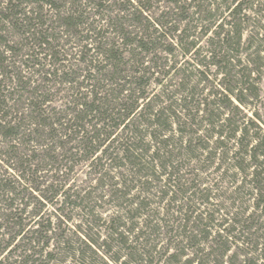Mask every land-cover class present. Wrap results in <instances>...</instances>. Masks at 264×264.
Instances as JSON below:
<instances>
[{
	"label": "trees",
	"instance_id": "1",
	"mask_svg": "<svg viewBox=\"0 0 264 264\" xmlns=\"http://www.w3.org/2000/svg\"><path fill=\"white\" fill-rule=\"evenodd\" d=\"M30 1L37 4L45 1L50 7H55L56 19H46L39 11L36 13L34 9L21 8L25 0L0 2V23L3 24V27L0 26V71L6 72L7 69L4 65L7 56L4 53L16 55L19 52L17 47L21 46L29 52L27 58L31 60V64L29 65L27 59V67L42 75L44 81L55 79L58 83H69L73 91L71 99L67 100L69 106H66L63 114L49 116L44 108L46 98L51 92L48 86L39 84L29 89L30 79L23 80L19 73L8 70L12 74L10 77L18 83L19 97L27 100L30 112L26 117L12 118L6 99L0 94V137L21 140L24 132H28L27 141L36 138L45 147L46 154L37 155L42 158L44 166L49 165V170L55 167V170L62 171L61 167L54 165L60 162L58 156L49 154L48 149L50 143H56L64 137L66 140L68 137L76 140V154H70V158H75L77 153L83 151L88 153V159H92L101 152L104 154L96 156L92 162L96 159L102 162L105 159L110 165L126 166L127 173L120 172L117 180L108 176L109 180L105 182L110 193L109 198L116 199L125 208V213L113 215L102 223V218L98 216V227L103 226L104 235L98 234V240L87 234H77L76 239H73L62 233L56 236L54 250L46 251L55 230L53 222L50 218L41 221L40 217L31 225L32 220L27 221L28 218L32 215L39 217L45 207L43 201L46 200L55 205L57 210L79 207L91 215L94 209L89 205L91 193L80 195L74 191L71 194L70 188L60 193L61 188H55L53 184H46L43 180L39 181L42 175L38 173L41 170L34 164L33 157H21L20 154L12 152L8 154V158L19 161L21 171L14 180L0 174V251L11 248L18 253L21 250L18 258L10 264H50L61 252L63 259L58 264L65 263L67 255L77 264H96L97 258L98 264L99 261L104 264H177L186 251L192 252L193 257L183 264H208L217 249L220 250L217 252L218 264H222L223 257L231 249L229 238L236 237L242 243L255 244V251L260 250V257L263 259L264 121L258 113L255 115L260 120L249 117L247 111L261 93L259 79L264 66V35L261 38L251 36L246 47L243 46L242 25L250 20L243 3L239 0L231 1L230 5H234V8L227 7L230 10L228 21L223 23L222 20L215 36L209 40L207 51L210 53V61L224 77L221 90L212 91V100H208L209 97H196V87L186 89L192 77L188 75L186 82L182 81L183 90L178 92L180 97L171 101V105L162 106L160 99L152 105L153 98L146 93L147 80H150V77L147 78V69L150 67L144 66V57L141 55L155 51L158 41L167 32L159 33L155 25L159 27L161 24L164 27L165 24L158 21L154 25L148 20L149 16L144 15L146 7L143 0H127L130 7L125 8L124 11L127 12L122 17L108 18V26L121 39V43L107 39L106 30L98 32V26H94L95 21H89L86 6L94 8V13L98 16L105 9L107 0H85V3L82 0H70L63 14V10H59L54 0ZM182 1L188 5L187 0ZM189 1V5L197 2ZM217 1L209 0L212 5ZM255 1L251 0L249 9L263 17L264 2L257 1V9L254 8ZM172 2L178 5L180 1ZM39 7L41 9V5ZM195 7L193 14L198 17L192 19L193 15L185 18V6H177L184 10L180 14V20L188 21L189 25L191 22L195 23V30L199 23L207 22L205 31L208 32V27L216 22L218 12L214 9L205 12L200 4ZM127 17L140 26L137 31H128L123 27ZM150 28L152 31H149ZM5 29L6 32L12 30L25 42L8 43V37L2 33ZM156 33L158 35H154ZM61 34L73 38L70 39L73 44L71 49H76L75 54L79 55L77 60L88 70V74L82 75V81H85L88 89L86 92L79 88L81 83L76 80L77 71L65 64L69 53L61 46ZM189 36L193 34L179 36L181 43L185 41L188 51L196 45L195 41L188 42ZM2 46L5 48L3 51ZM127 48H130L129 59L124 57V50ZM39 54L44 56L40 58ZM98 56L102 61L98 60ZM243 58L247 64H243ZM130 60L133 63L132 70L129 66L127 71L125 67ZM201 62L204 63L205 59ZM37 65L39 68H35ZM47 65L59 67L45 70ZM204 73L198 71V83L203 80ZM155 81L162 84V80ZM13 95L14 91L10 97ZM172 98L173 95L171 100ZM177 106L179 114L176 112ZM138 120L151 127L147 133L156 147L152 154H144L149 147L144 148L142 140L146 131L136 125ZM170 120L177 127L180 146L174 141V136H166V131H171ZM33 134L34 137L30 138ZM203 136H207L206 141ZM213 138L215 146L209 147L208 140ZM106 141L116 143L117 150L122 154H107L110 147L103 145ZM173 141L180 150L179 154H159V151L172 145ZM14 147L15 145L11 146ZM198 151H208V154H195ZM192 163L194 166L191 168ZM211 168L219 172L222 181L232 183L233 190L227 194L226 191L219 190L221 184L216 183V187H202L206 182L199 172ZM31 179L40 184L32 189L42 193L40 198L43 201L39 200L42 208L28 216V202L20 207L17 200L24 201L29 189L25 181ZM156 181L159 182L158 185L155 184ZM158 186L160 189L153 196L158 198V203L168 200L167 208L170 213L167 217H160V212L150 207L151 199L147 195H152L153 189ZM213 188L219 190L214 196L222 200L217 204V209L210 208L211 205L214 206L210 202ZM30 193L32 195L33 192ZM45 193L50 194L47 196ZM59 193L64 195L60 201L57 199ZM33 197L37 198L34 195ZM251 198L253 206L248 212ZM227 202L229 205H224ZM201 204L204 210H201ZM223 208L227 212L218 221L216 211ZM176 213L179 215L175 216ZM91 221L87 220L86 224L90 229L93 227ZM34 225L37 228L32 230ZM216 226L223 233L214 231L218 229L214 228ZM102 237L104 238L100 241ZM165 237L166 244H162ZM103 248L106 254H115L111 263L100 257V249ZM19 257L23 259L19 260ZM257 261V258L246 256L243 264H258ZM260 264H264V260Z\"/></svg>",
	"mask_w": 264,
	"mask_h": 264
},
{
	"label": "rangeland",
	"instance_id": "2",
	"mask_svg": "<svg viewBox=\"0 0 264 264\" xmlns=\"http://www.w3.org/2000/svg\"><path fill=\"white\" fill-rule=\"evenodd\" d=\"M26 2L22 4L21 8L26 7L28 9H34V12H41L42 16L44 18L48 19H56L54 15L56 14V9L55 7H50L49 4H46L45 1H42L41 3L37 4L34 1L30 0H25ZM56 2V6H59V10L61 11L62 14L64 13V9L69 6L70 0H54ZM179 4L175 5L172 0H143V4L146 7L144 15H148L150 22L152 24H156L158 21L162 22L165 24V26H161V24L155 27L158 28L159 33H163L164 31L167 32L165 37L161 40L158 41L155 51H152L149 54H143L141 57H144V66L145 67H150V69H147V78L150 77V80L148 81V85L145 88L146 93L150 98H153L152 105L156 104L159 99L162 100V106H168L171 101H176L180 95L178 94L179 90H183V82H186V78L188 75L192 76L191 79H189V85L186 86V89H195L196 97L200 98H206L209 97L208 100H212V91L215 89L221 90L223 86L222 82L224 81V77L217 72V67L210 61V53L207 51L210 46L209 40L215 36L216 31L218 30L219 24L222 22L223 23L228 21L229 19V14L230 10H228L227 7H231V9L234 8V5H230L232 0H218L217 2H214L212 5L209 0H197L195 4L192 5V3L189 5L190 1L187 0L183 2L182 0H179ZM257 1L260 3H263L264 0H256L254 3V8L257 7L259 9V5L257 4ZM0 2H5V0H0ZM83 3H85V0H82ZM239 2L243 3V8L247 9V14L250 16V20L246 22L245 24L243 23V38H242V43L243 46L246 47V43L248 39L251 36H256V38H261L262 35H264V13L263 17L258 16V13L255 11L250 10L251 0H239ZM106 7L101 13H98V16L95 15V10L94 8L92 9L91 7L86 6V10L88 11V15L90 17L89 21H92L94 23V26H98V32L105 31L106 38L109 40H115L117 43H121V39L114 33V31L108 26V18H114V17H122L125 8H129V4L127 0H107L106 1ZM198 4H200V8L202 10H210L214 9L216 10L217 13V18L216 22L212 24V26L209 28L208 27V32L205 31V28H207L208 23H202L196 27V30L194 29L195 23L191 22L189 25L188 21H181L180 20V14L182 11H186L185 18H191L192 19L197 18L198 15H194L193 13L196 11V7ZM41 5V9L39 7ZM177 6H185L184 10H180V8H177ZM264 8V7H263ZM79 10V9H78ZM126 14V13H125ZM179 14V15H178ZM202 17V16H200ZM127 17L124 22H123V27L128 30V31H137L139 29V25L133 23V21H130ZM263 18V20H262ZM98 21V23H97ZM144 24L146 23L143 20ZM166 22H169L166 24ZM3 24L0 23V26ZM218 27V28H217ZM174 28H179L178 30H172ZM187 29V31H186ZM143 30V28H142ZM182 30H185L182 32ZM149 31H152L150 28ZM182 32V33H181ZM6 37H8V43L14 42H19L23 43L22 40L20 39L19 35L17 36L12 30H3L2 32ZM86 32H84L85 34ZM189 34H193V36H189L187 39L188 42L195 41L196 45L192 47L189 51L186 50L187 46L185 44V41L183 43L180 42L181 38L179 37L180 35L186 36ZM62 35V39H60L61 46L63 49L68 51L69 55L67 56V60L65 61V64L69 67H72L73 70L77 71L76 73V80L77 82L81 83L79 85V88L81 91L88 90L86 88L85 81L83 82V77L82 75L88 74V70L85 67V65L81 62H79L77 59L79 55H76V49H71L73 44L71 43L73 38L71 36L67 35ZM154 35H158L157 33ZM71 39V40H70ZM186 40V42H187ZM256 44V43H255ZM24 45V44H23ZM263 46H264V41H263ZM19 52L15 54H7L5 52V56H7L4 62V65L7 67L6 72L0 71V94H3V98L6 99V103L8 105V111L11 112V117L12 118H18L21 116H28L30 109L27 107V100L19 97L18 91V83L14 81L10 76L12 75L11 73H8L9 71H12L14 73H19L20 76H23V80L30 79L31 83L30 86L28 87L29 89H32L34 86L37 85H47L48 88L50 89V94L46 98V103L44 105L45 113L46 115L51 116L52 114H57L59 116L60 114H63V110L66 109V106L69 101L68 99H71V93L72 89L70 87L69 83H58L57 81H44L42 75L38 74V72H34L32 68L27 67V61H29V65L31 64V60L28 59V49L21 48V46L17 47ZM4 46L1 47V50L3 51ZM71 49V50H70ZM130 49V48H129ZM129 49L124 50V57L126 59H129L130 54H129ZM73 52V54L71 53ZM67 55V54H66ZM264 56V53L262 54ZM44 54L40 55L39 57L42 58ZM206 56V57H205ZM28 59V60H27ZM205 62L202 63V61ZM27 60V61H26ZM98 60L102 61L101 57L98 56ZM244 62L243 64H247L246 60L243 58ZM132 70L133 63L130 60L128 65L125 67L126 70ZM135 66V65H134ZM59 66L53 65V67L48 66L45 67V70L51 69L53 70L54 68L56 69ZM35 68H39L38 65ZM130 70V73L133 74V71ZM198 71H203L204 77L203 80H200L201 83L199 82V74ZM261 77L259 79V88H260V97L257 100H254L252 104H250V108L248 109V116L255 119V120H263L264 121V66L261 71ZM135 75V74H133ZM54 78V77H52ZM206 78V79H205ZM156 79L162 80V84L158 83L155 81ZM221 82L219 83V81ZM46 82V83H45ZM168 88V89H167ZM165 89V90H164ZM167 89V90H166ZM203 89V90H202ZM14 91L13 97H10L11 92ZM45 91V90H44ZM27 92V91H25ZM176 94V96H175ZM6 95V97H4ZM173 95V98L171 100V97ZM164 96V97H163ZM166 100H165V99ZM171 105V104H170ZM177 108V113L178 112V106ZM7 109V108H6ZM175 110V109H172ZM258 113L260 116V119H258L255 115ZM201 114V113H200ZM10 119V117L8 118ZM28 122V121H26ZM171 123V120H170ZM136 125L139 126V128L144 129L146 131L145 135L143 136V145L144 148H148V151L145 152V149L143 150L144 154H152L153 151L156 149L154 147L153 142L151 140V137L148 135L147 132H149V127L147 123L143 121H136ZM32 128L34 126L32 125ZM171 131L167 130L166 131V136H174V141L177 143L178 146H180V142L177 140L179 133L176 130L177 127L174 125V123H171ZM120 131V130H119ZM118 131V133H119ZM177 132V133H176ZM28 132H24V138L21 140H11V139H4L0 137V174L12 178L13 180L15 179L14 177L17 175L18 172L21 171V168H19L20 162L14 159H9L8 154H12V152H15V154H20L22 157H33V162L34 164L39 166V169L41 170L38 175H42L39 178V181L43 180L45 181L46 184L50 183L55 186V188H61L62 191L60 193H63L65 190H68L69 188L71 189L70 193L72 194L74 191H77V193H80V195H84L85 193H91L90 198H89V205L94 207L92 214H87L86 210L84 211L83 209L79 207H74V208H66L63 211L57 210V207L55 205H52V203L43 201L40 196L42 193L39 191H35L36 186H39L38 182H33L32 179L29 181H25L27 185L29 186L28 191L26 192V197L24 201L22 200H17V203L19 204L20 207H23V204L25 202H28L27 207V212L26 215H31L33 211H37L41 206L39 204V200H42L45 203V207H41L42 211L40 212V216L35 217V216H30L27 221L32 220L30 223L33 225L35 221H38V219L41 217V221L50 218V220L53 222V227H54V233L49 232L51 236H53L50 240L49 245L46 247V251L50 252L54 250V247L56 245V236L59 234L64 233L65 236L72 237L73 239H76L77 234L84 236L87 234V236L91 238H97L98 240V234H103V226L98 227V216L102 218V222H104L105 219H109L113 215H122L125 213V208L121 207V205L117 202L116 199L111 200L109 198V192L107 191V184L105 182L109 180L108 176L113 177L115 180H117L120 172L127 173L126 166L125 167H117L115 165H110L109 161L106 162L105 159H103V163L106 165L103 166L101 161H98L96 159L95 161L92 162V160L96 156H101V152H98L95 154V156L92 159L87 158V152L80 151L77 153L78 155L75 158H70V154H76V140H72V137H68L67 140L64 138L58 139L56 143H50V148L48 149L49 154H55L58 156V159L60 160L59 163H56L54 165L59 166L62 168V171L55 170V167L52 168V170H49V165L47 164L44 166V163L42 161V158H40L37 154H46V149L45 147L41 146V144L35 140L31 139L27 141V136ZM32 134V133H31ZM122 135V133H120ZM124 135V134H123ZM122 135V136H123ZM23 136V134H22ZM121 136V137H122ZM34 134L30 136V138H33ZM125 137V136H123ZM165 137V135H164ZM204 141L207 140V136H203ZM72 140V142H71ZM120 140V139H119ZM213 139L208 140L209 147H214L215 144ZM133 141V139H131ZM173 141L172 145H169L168 147H165L163 150L159 151V154H179V148L178 146L175 145V142ZM59 144V145H58ZM205 144V143H204ZM15 145L14 148H11V146ZM64 145V146H63ZM104 146H108L109 151L107 154H122L120 150H117V145L116 143L114 144L113 142L106 141L103 143ZM59 146H62L59 148ZM151 146V147H150ZM104 148V147H103ZM13 150V151H12ZM15 150V151H14ZM195 154H208V151H198ZM220 154V153H217ZM25 155V156H24ZM65 156V159H64ZM216 165V164H215ZM44 166V167H43ZM64 166V168L62 167ZM194 166V163H192L191 168ZM197 170V169H195ZM197 172V171H196ZM200 177L203 178L206 182L205 185L202 187H216L214 184H221L219 185V190L226 191L227 194L231 190H233L234 186L232 183L229 181L227 182L222 181L219 172H216L215 169L211 168L208 169L207 171H201ZM108 174V175H106ZM145 179V178H144ZM30 182V184H29ZM104 182V185L102 184ZM158 181H156L155 184L158 185ZM21 185V184H20ZM24 185V183H22ZM154 186V185H153ZM43 188V185L40 186ZM21 188V187H20ZM22 189V188H21ZM160 189L159 186L157 188L153 189L152 195H147L151 199V208H155L157 211L160 213V217H167L168 214L170 213L168 211V203L167 199L163 200L162 202L158 203V198L156 196V191ZM135 190V189H134ZM217 189H212L213 191V198L210 199L211 203H214V206H210L211 209H217V204L221 203V199H218L217 196H214L215 194L218 193ZM107 191V192H106ZM30 192H33L32 195ZM57 196V199L59 201L63 199L64 195L60 194ZM47 196H49L50 193H45ZM153 194L155 196H153ZM34 196H37V198H34ZM102 195V197H101ZM197 203V202H195ZM60 205V204H59ZM198 205V203H197ZM224 205H229V203H224ZM253 204H252V198L249 202V208L248 212L251 211ZM150 208V209H151ZM201 210H204L203 205H200ZM88 209V208H87ZM173 212V211H171ZM226 209L223 208L219 211H216V218L217 220H222L223 217H225L226 214ZM235 212V210H233ZM179 215L178 213L175 214V216ZM248 215V214H247ZM246 215V216H247ZM27 216V217H28ZM232 216V215H231ZM87 220H93V227L90 229L88 228ZM217 222V221H216ZM37 228V225H34L32 227V230ZM214 228H218L217 226ZM220 228L217 230H214L216 232H221L223 231H218ZM75 233V234H74ZM214 235V234H213ZM104 237L100 238V241L103 240ZM166 239L167 237L164 238V241L166 244ZM264 242V241H263ZM16 243V242H15ZM77 244V242H75ZM229 244H230V250L227 252V254L223 257V263L222 264H243V260L246 256L249 258H257L258 264L262 263V260H264V255L263 259L260 257V250L255 251V244H250L248 245L247 243H242L241 240L234 238H229ZM20 250V249H19ZM18 253L11 248L9 250H4L0 251V261L1 264H10L13 262L16 258H18ZM21 251V250H20ZM220 252L219 249L214 251L213 257H211V262L208 264H218L219 263V257L218 253ZM248 252V253H246ZM264 253V252H263ZM262 253V254H263ZM249 254V255H248ZM253 254V255H252ZM100 257L104 259L106 262L111 263L110 261H113V258L115 257V254L110 252V254H106L104 248L100 249L99 253ZM193 253L190 251H186V254L182 257H180V261L177 264H183L186 262L188 259H192ZM23 259V257H19V260ZM63 259L62 252L57 255L56 260H52L50 264H58V262ZM66 261L63 264H77V262L72 261L70 258V255L66 256ZM15 264H22V262H17ZM98 264V258H97V263ZM99 264H104L102 261H99Z\"/></svg>",
	"mask_w": 264,
	"mask_h": 264
}]
</instances>
